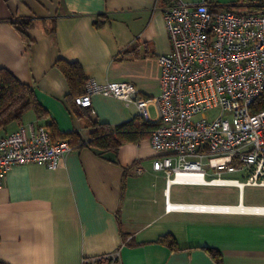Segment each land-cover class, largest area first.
I'll use <instances>...</instances> for the list:
<instances>
[{
  "label": "crops",
  "instance_id": "0c3cea01",
  "mask_svg": "<svg viewBox=\"0 0 264 264\" xmlns=\"http://www.w3.org/2000/svg\"><path fill=\"white\" fill-rule=\"evenodd\" d=\"M206 1L214 12L240 2ZM164 6L161 0H0V69L32 86L49 113L38 119L30 112L22 126L53 124L88 142L96 121L116 126L139 117L136 105L115 97L94 95L91 107L74 104L56 63L77 62L88 81L128 82L146 99L159 97L160 57L172 51ZM99 16L101 28L94 24ZM20 20L33 24L30 45L13 24ZM149 116L157 125L155 104ZM20 127L13 123L0 136ZM160 156L149 135L123 145L117 155L73 149L56 170L41 163L14 166L0 187V260L83 264L86 257L119 252L122 264H216L207 251L214 248L224 264H264V214L167 211L168 197L172 203L205 202L181 195L184 185L167 186L165 174L153 168ZM166 235L179 250L160 243Z\"/></svg>",
  "mask_w": 264,
  "mask_h": 264
},
{
  "label": "built area",
  "instance_id": "2783aa9c",
  "mask_svg": "<svg viewBox=\"0 0 264 264\" xmlns=\"http://www.w3.org/2000/svg\"><path fill=\"white\" fill-rule=\"evenodd\" d=\"M161 1L172 51L160 57V96L146 99L132 83L90 79L75 102L91 107L94 95L115 97L136 105L147 120L155 104L158 127L151 144L161 156L153 168L165 174L167 186L239 191L237 205L180 204L168 197L167 211L264 214V207H244L246 187L264 188V110L251 112L264 93V11L214 12L206 0ZM213 110L218 114L211 115ZM71 151L67 141H54L44 126H21L0 137V187L14 166L41 163L56 170ZM83 264L122 262L113 252L86 257Z\"/></svg>",
  "mask_w": 264,
  "mask_h": 264
},
{
  "label": "trees",
  "instance_id": "16d2710c",
  "mask_svg": "<svg viewBox=\"0 0 264 264\" xmlns=\"http://www.w3.org/2000/svg\"><path fill=\"white\" fill-rule=\"evenodd\" d=\"M248 7V12H259L264 10V1L240 0L238 4L230 6L228 10L236 11L238 5ZM103 16H99L94 23L96 27H102ZM14 26L20 31L23 39L28 45L31 40L28 38L27 30L33 24L29 21L20 20L13 22ZM56 33L54 28L53 34ZM56 66L65 74L68 79L71 93L70 99L75 102L77 96L83 95L86 92V84L88 82L82 66L77 62H67L59 60ZM264 110V93L256 100L251 107L252 113H258ZM34 112L38 119L47 118L49 113L47 109L39 102L34 88L26 83L21 82L9 70L0 69V135L8 131L11 124L16 123L23 125L25 116ZM94 132L88 142H83L76 133L61 134L55 125H49L47 130H50L54 141H67L72 150L76 148H95L103 153L119 152L121 147L127 143H138L145 137L152 134L158 127L150 123L146 118L139 116L122 124L112 126L110 124L94 122ZM5 136V135H3ZM0 136V137H3ZM160 243L168 246L172 251L179 250L178 243L172 235L163 236ZM212 259L216 264H224L223 254L214 248L207 249ZM0 264H6L0 260Z\"/></svg>",
  "mask_w": 264,
  "mask_h": 264
},
{
  "label": "rangeland",
  "instance_id": "374dc122",
  "mask_svg": "<svg viewBox=\"0 0 264 264\" xmlns=\"http://www.w3.org/2000/svg\"><path fill=\"white\" fill-rule=\"evenodd\" d=\"M218 112L213 110L211 115L215 116ZM179 191L185 197H200V200L205 203L228 205L238 203V190L233 187L184 186L180 187ZM244 197L246 205L264 206V188L246 187Z\"/></svg>",
  "mask_w": 264,
  "mask_h": 264
}]
</instances>
